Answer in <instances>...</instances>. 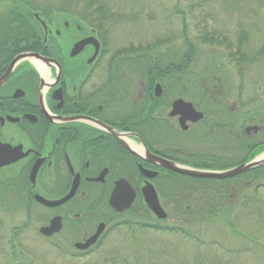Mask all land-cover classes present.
I'll return each mask as SVG.
<instances>
[{
    "label": "flooded vegetation",
    "instance_id": "af4514ba",
    "mask_svg": "<svg viewBox=\"0 0 264 264\" xmlns=\"http://www.w3.org/2000/svg\"><path fill=\"white\" fill-rule=\"evenodd\" d=\"M108 35L81 21L78 7L59 0H0V196L11 194L29 208L28 218L33 207L40 208L36 237L70 258L93 254L119 229L132 234L170 218L157 190L169 171L146 161L145 150L188 166L181 158L186 160L194 125L186 123L183 130L179 117L169 114L173 102H187L190 92L185 88L184 98L176 97L173 88L145 81L153 74L111 52ZM120 181L134 197L117 212L109 199ZM74 182L73 197L62 205L46 207L35 199H62ZM147 184L165 219L146 207L141 192ZM54 219L58 230L42 235L39 229ZM25 226L33 228L29 221ZM100 227L95 243L82 249ZM8 244L15 246L12 230Z\"/></svg>",
    "mask_w": 264,
    "mask_h": 264
},
{
    "label": "rangeland",
    "instance_id": "374dc122",
    "mask_svg": "<svg viewBox=\"0 0 264 264\" xmlns=\"http://www.w3.org/2000/svg\"><path fill=\"white\" fill-rule=\"evenodd\" d=\"M60 1L64 7L78 9L84 7V4H78V0ZM104 1L110 13L117 11L121 15L120 23L113 22L107 26L110 50L114 54L130 47L161 43L163 52L178 57L184 51L185 35L195 49V59L188 66L187 74L184 76L186 77L184 88L188 92L196 80L203 79L204 86L209 87L221 77H227L229 86L235 90L238 77L232 67L230 54L233 53L231 45L236 43V36L241 30L247 33V47L250 51L248 54L260 48L264 40V0ZM200 1H203L202 7H195V3ZM191 5L194 7L190 8ZM242 76L248 90L243 110L255 112L253 116L257 119L263 116L264 119V63L258 67H245ZM234 90L231 93L235 92ZM190 98L189 96L186 101L191 102ZM256 126L259 128L256 134L264 135V125ZM256 134L249 132V136ZM213 145L194 141L191 137L186 150L190 153L199 152L205 155L215 153V156H220L221 152L216 151ZM229 151L222 152V155H229ZM262 156L264 154L258 158ZM252 187L253 185H249L246 193L251 191ZM212 191L215 189L211 191L207 189L206 194H211ZM2 194L0 264H9L12 250L8 241L11 239V230L19 227L24 229L19 235L22 241L20 248L14 250L15 264H182L184 261L187 264H264V223H259L262 216H256L255 212L250 218L237 213L239 220L234 222L237 232L224 226L219 218L211 221L206 218L200 227L194 222L191 231L194 239L190 241L173 234L143 231L131 234L125 229H119L109 234L93 254L70 258L68 255H60L46 248L36 237L34 231L42 225L39 219L36 221V216L42 214L40 208L33 207L28 218L24 206L14 202L11 194ZM233 196V200L237 202L234 215L237 210L239 211L242 200L238 199L236 193ZM258 197L264 201V188L259 190ZM201 201L200 204L207 199ZM226 219L227 222L231 221V218ZM27 221L33 228H26ZM165 224H171L170 218Z\"/></svg>",
    "mask_w": 264,
    "mask_h": 264
},
{
    "label": "trees",
    "instance_id": "16d2710c",
    "mask_svg": "<svg viewBox=\"0 0 264 264\" xmlns=\"http://www.w3.org/2000/svg\"><path fill=\"white\" fill-rule=\"evenodd\" d=\"M221 1L226 2L227 0ZM80 3L84 4L83 9H80L81 21L93 26L96 31L104 33L107 32V26L110 23H120L119 12L110 13L104 0H78V4ZM201 5H203V1L195 3L197 8L202 7ZM191 7L194 6L191 5ZM182 23L185 28L184 18H182ZM236 37V43L231 45L233 53L230 54V61L233 62L232 67L238 77L235 90L231 85L229 86L226 76V78L216 79L209 87L204 86L203 79H194L196 81L190 90V101L204 114L203 120L193 126L191 137L194 141H201L207 145L214 144L216 151L221 152L220 156H215V153L205 155L199 152H187L186 160L181 158V161L192 168L211 171L223 170L249 162L264 153V135L259 133L248 136L243 131L247 125H264V119L263 116H257L259 119L253 116L255 112L243 110L248 90L245 88L242 76L245 67H258L264 63V40L260 48L254 53L248 54L250 51L247 47V33L241 30ZM183 39L184 51L178 57L163 52L161 43L145 47H130L115 54L126 57L128 65H134L145 73L153 74V77L145 76V81H158L165 89L173 88L176 97L184 98L182 92L186 85L184 76L187 74L188 66L195 59V49L185 35ZM232 90L235 92L231 93ZM225 151H229V155L223 156L222 152ZM173 158H177V155H173ZM249 185H253L252 190L246 193L249 190ZM262 188H264V166L225 180L189 178L168 172L160 178L157 190L161 201L166 203L169 208L168 216L173 218L174 222L154 229L145 226H139L138 229L143 232L153 230L162 234H173L190 241V239H194L191 234L194 222L198 224L197 227H200L206 218L210 221L219 218L224 226L237 232L234 227V222L239 220L237 213L249 218L256 213V216H262L259 223H264V201L258 197L259 190ZM207 189L209 191L215 189V191L206 194ZM233 193H236L238 199L242 200L239 211L237 210L234 215V207L237 202L233 200ZM206 199L207 201L200 204L201 200ZM25 209L28 214L29 208L25 207ZM226 218H231V221L227 222ZM22 229L23 227L12 229L15 246L11 247L9 264L16 262L14 250L20 248L22 242L17 233ZM182 264H187V262L184 261Z\"/></svg>",
    "mask_w": 264,
    "mask_h": 264
},
{
    "label": "water",
    "instance_id": "95a60500",
    "mask_svg": "<svg viewBox=\"0 0 264 264\" xmlns=\"http://www.w3.org/2000/svg\"><path fill=\"white\" fill-rule=\"evenodd\" d=\"M92 39H88L86 41L80 42L77 47H82L84 44L88 43ZM154 92L156 96H159L161 89L158 84L154 87ZM170 117L178 116V124L183 129L186 130V123L195 124L202 120L203 115L200 112H197L193 105L191 103H185L181 99H177L172 104V110L169 114ZM252 130L253 132H256V128H250L247 129L246 132ZM145 160L149 161L158 167L165 169L167 171L173 172L175 174L186 176L190 178H197V179H209V180H224L228 178H232L235 176H238L240 174L246 173L252 169L259 168L264 166V158H255L254 160L248 162L239 164L235 167H232L227 170L223 171H207V170H199L194 168H189L185 166H181L179 164H176L172 161H168L165 159H162L160 157L153 156L149 154L146 150L144 152ZM11 161H13L11 159ZM8 163V162H7ZM3 164H0V166ZM77 187L76 182L73 183L72 188L67 193L65 197L62 199L56 200V201H47L40 196L35 197V199L43 206L46 207H56L59 205H62L66 201H68L71 197H73L75 193V189ZM142 195L144 199V203L147 206V208L150 210V212L157 218V219H165L166 214L161 208L157 194L154 190V187L150 184L145 185V187L142 189ZM134 197V192L129 188V186L123 182L120 181L116 184L115 189L113 190L110 199H109V205L111 208H113L117 212H121L122 210L128 209L132 200ZM57 219H54L51 221L49 227H43L39 230V232L42 235H51L53 232H56L58 228H54V224L56 223ZM101 233V227L97 230L96 234L89 238L84 245L81 246L82 249H86L93 245Z\"/></svg>",
    "mask_w": 264,
    "mask_h": 264
},
{
    "label": "bare ground",
    "instance_id": "6f19581e",
    "mask_svg": "<svg viewBox=\"0 0 264 264\" xmlns=\"http://www.w3.org/2000/svg\"><path fill=\"white\" fill-rule=\"evenodd\" d=\"M262 158H264V156Z\"/></svg>",
    "mask_w": 264,
    "mask_h": 264
}]
</instances>
